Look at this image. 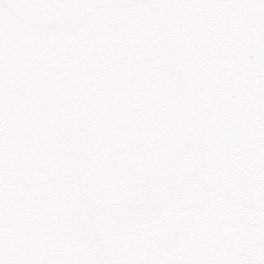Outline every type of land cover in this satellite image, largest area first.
Instances as JSON below:
<instances>
[{
    "label": "snow or ice",
    "instance_id": "snow-or-ice-1",
    "mask_svg": "<svg viewBox=\"0 0 264 264\" xmlns=\"http://www.w3.org/2000/svg\"><path fill=\"white\" fill-rule=\"evenodd\" d=\"M0 264H264V0H0Z\"/></svg>",
    "mask_w": 264,
    "mask_h": 264
}]
</instances>
